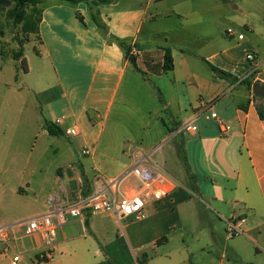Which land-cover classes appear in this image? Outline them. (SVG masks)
<instances>
[{
    "label": "crops",
    "instance_id": "obj_1",
    "mask_svg": "<svg viewBox=\"0 0 264 264\" xmlns=\"http://www.w3.org/2000/svg\"><path fill=\"white\" fill-rule=\"evenodd\" d=\"M255 6L263 8L262 15L254 14ZM38 10V30L30 32L37 41L27 42L23 57L10 60V69L0 58V177L9 158H24L22 175L30 162L40 163L34 150L41 138L73 143L55 149H64L66 164L39 165V181L26 180L25 190L17 185L12 195L24 201L23 207L16 211L0 205V228L46 214L55 195L72 205L138 188V180L126 177L135 150L132 156L124 153V162L108 149L137 102L139 127L163 132L154 149L143 150L158 154L170 178L169 195L150 202L141 222L163 218L170 208L177 228L184 218L207 226L212 248L227 232V218H244V237L227 234L223 255L256 264L255 258L264 254V97L253 90L264 87V27L257 25L264 23V0H116L100 5L42 0ZM228 28L245 38L229 37ZM167 49L174 60L170 72L164 71ZM248 54L254 60H247ZM45 122L55 124L61 135H50ZM188 122L197 131L179 132ZM109 128H116L112 135ZM71 129L77 134L69 135ZM123 140L130 142L131 136ZM29 142L33 151L26 152ZM102 142L107 145L101 147ZM86 149L91 154L84 155ZM73 184L78 185L74 192ZM40 197L42 211L37 209ZM127 221L131 219L85 210L83 218L58 226L49 258H42V236L10 233L7 251L0 242V262H10V252L23 255L21 264H109L116 242H137L134 232L123 236L116 230ZM157 226L154 222L156 232ZM160 242L153 239L152 247Z\"/></svg>",
    "mask_w": 264,
    "mask_h": 264
},
{
    "label": "rangeland",
    "instance_id": "obj_2",
    "mask_svg": "<svg viewBox=\"0 0 264 264\" xmlns=\"http://www.w3.org/2000/svg\"><path fill=\"white\" fill-rule=\"evenodd\" d=\"M221 2L223 3V0H221ZM170 4L171 3L166 4L164 8H168ZM35 10L36 9L32 7H26L16 11L15 3L0 5V58L2 57L5 63V69L11 68L13 63H11L10 60H14L20 51V43L24 47L30 39L37 41L38 37L35 34L33 35L27 32L28 30H34V26L29 24L30 22L34 23L37 19V12ZM20 13L25 17L27 24L18 21L19 18L17 19V14ZM262 13L263 8L255 6L254 14L262 15ZM257 25L264 27L263 22H258ZM32 51V47L29 45L26 51L27 55L30 56L33 53ZM14 65L17 66L16 64ZM137 107H139L137 102H134V105H132L133 111H129L130 115L127 112L125 116L126 122H124V124L122 122L121 128L116 131V128H109L111 135L115 131V136H113V138L117 142H111V148L109 144L108 149L113 156L120 157L124 162L128 161V157H124V153H129L131 154L130 156H132V149L141 148L145 149V151L154 149L159 143L156 141L163 133L158 127L149 130L140 128V111ZM130 116L133 119L131 123L129 119ZM184 134L188 135V132L184 131ZM106 136L108 137L107 133ZM106 136L104 135V137ZM128 136H131L130 142H123L125 141L123 140L124 137ZM71 142L73 143V139H60L56 141V139L53 138H41L34 150V156L40 158L41 161L38 164L34 163L35 161L30 162L28 165L29 170L24 175L20 173L21 167L24 165V158H18L16 161H10L9 158V161L4 164L8 170L3 174L2 178L0 177V205L11 206L16 209V211H19V208L23 207L24 201L16 199L12 195L17 185H24L26 180H32L34 182L39 181V173L35 171V167L39 165H41V167H47V165L52 163L53 168H55L58 165L66 164L68 157L64 154V149H61L60 152H56L55 149ZM105 145H107L106 142H102L101 147ZM28 150L33 151V144L31 146V142L25 147V151L27 152ZM152 158L155 162L159 161L158 154H153ZM33 171H35V173H33ZM21 187L25 190L26 185ZM77 187L78 185H71L72 191L74 192ZM5 192L6 195L4 194ZM41 197L38 200L39 207L37 209L41 208L42 211L44 200H42ZM201 207L203 208L204 205ZM166 211L167 213L163 218L154 219L150 223L148 221L144 223L131 220L124 222V228L122 226H116V230L123 236L125 233L133 234L132 232H134L135 237H137V242L132 246L128 244L127 241L126 244L124 242H116L114 244L115 254L112 256V259H110L109 264H236V262L239 264H247L248 261H250L248 258H235L231 255L225 258L223 255L222 247L225 243V236H227V234L232 239L244 237V235L233 236L229 233L227 221L232 217L226 219L227 232L222 231L218 238V243H215L211 248L209 246L210 240L207 226L204 227L200 224L194 225L193 220L184 218L182 219L183 226L177 228L174 222H172V210L168 208ZM0 217H2L1 208ZM1 221L0 219V222ZM200 221H198V223H200ZM154 222L159 225L157 226V229H159L157 232L154 229ZM155 238H157L158 241L162 240V242L152 247V240ZM1 247H3L2 244H0V248ZM9 254L12 260L14 254L10 252ZM9 263H11V261L8 262V260L3 261V263L0 262V264ZM254 263L264 264V254L256 257Z\"/></svg>",
    "mask_w": 264,
    "mask_h": 264
},
{
    "label": "built area",
    "instance_id": "obj_3",
    "mask_svg": "<svg viewBox=\"0 0 264 264\" xmlns=\"http://www.w3.org/2000/svg\"><path fill=\"white\" fill-rule=\"evenodd\" d=\"M229 37L237 35L234 28H228L226 31ZM238 39L243 40L244 34H238ZM139 51H135L138 55ZM247 60H254V54H248ZM211 117L218 120L221 126L223 122L219 120L217 113H212ZM197 127L191 122L184 124L179 132L187 131L194 133ZM71 136L77 134L76 130H68ZM84 155L91 154L89 149L83 150ZM153 154L145 152L143 149H135L133 154L132 167L127 176H132L139 181L140 185L136 189L127 192H116L112 196L104 198H94L84 200L77 204H65L59 195L53 196L48 201V212L43 215L35 216L27 220L16 223L12 226L0 228V242L5 243L4 247L7 251L6 238L10 233H19L23 236L40 235L43 237L45 254L42 258L50 257V250L54 247L57 239V228L64 225L69 219L83 218L85 210L91 212L108 213L118 217L120 220L131 219L134 222L141 221L147 205L150 202L165 199L170 193L168 184L169 176L166 173L163 163L155 162L152 158ZM228 222V231L233 236L244 235L242 229L245 219L233 216ZM23 255L21 253L14 254L11 264H21Z\"/></svg>",
    "mask_w": 264,
    "mask_h": 264
},
{
    "label": "trees",
    "instance_id": "obj_4",
    "mask_svg": "<svg viewBox=\"0 0 264 264\" xmlns=\"http://www.w3.org/2000/svg\"><path fill=\"white\" fill-rule=\"evenodd\" d=\"M11 3H15L16 4V11H19L20 9L26 8V7H32L34 9H36L35 11L37 12V19L34 23H31L29 25H33L34 26V30L33 31H27L28 33L33 32L36 33L37 32V26L38 23L40 22V12L38 10V5L42 0H10ZM60 2H65V3H70L72 5H76L78 3H87V4H94V5H100V4H109L112 3L116 0H57ZM17 19L19 22L23 23L25 22L27 24V21L25 19V17L23 16V14H17ZM95 22L98 24L99 28H101L102 30H104V27L101 25L100 22H98V20L94 17ZM29 23V22H28ZM120 44L122 46H124V42H120ZM23 52H24V47L23 45L20 43V51L18 52V54L15 57V60H20L23 57ZM127 55H130V49H126ZM132 63L135 65V59L133 57H131ZM23 66L24 69H26V71L28 70L27 68V63L26 60H23ZM22 66V67H23ZM137 68V67H136ZM174 69V60H173V56H172V51L167 49L165 51V64H164V71L165 72H170ZM245 81H243L244 83ZM46 130L48 131V133L52 136H58L61 135V130L53 123L51 122H45Z\"/></svg>",
    "mask_w": 264,
    "mask_h": 264
},
{
    "label": "water",
    "instance_id": "obj_5",
    "mask_svg": "<svg viewBox=\"0 0 264 264\" xmlns=\"http://www.w3.org/2000/svg\"><path fill=\"white\" fill-rule=\"evenodd\" d=\"M11 3L10 0H0V5H9ZM220 75H222V72H219ZM254 94L259 97H264V87L261 85L255 86L253 90Z\"/></svg>",
    "mask_w": 264,
    "mask_h": 264
}]
</instances>
